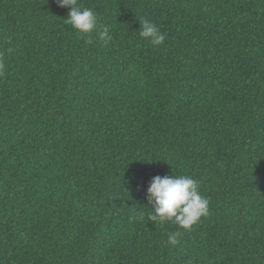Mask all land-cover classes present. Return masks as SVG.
Wrapping results in <instances>:
<instances>
[{
	"label": "trees",
	"instance_id": "trees-1",
	"mask_svg": "<svg viewBox=\"0 0 264 264\" xmlns=\"http://www.w3.org/2000/svg\"><path fill=\"white\" fill-rule=\"evenodd\" d=\"M78 6L107 46L56 0H0V264H264V0ZM174 174L209 215L172 247L147 189Z\"/></svg>",
	"mask_w": 264,
	"mask_h": 264
},
{
	"label": "clouds",
	"instance_id": "clouds-1",
	"mask_svg": "<svg viewBox=\"0 0 264 264\" xmlns=\"http://www.w3.org/2000/svg\"><path fill=\"white\" fill-rule=\"evenodd\" d=\"M61 8L69 9L68 18L65 21L72 30L76 31L86 44H92L93 33H96L100 41L107 46L112 37L107 27L99 30L98 15L90 8L78 6V0H56ZM141 28L138 31L142 39L152 46H161L165 42V35L158 27L147 19L140 20ZM4 71V65L0 62V74ZM148 204L151 205V214L148 221L156 224L173 222L177 230L168 233L166 244L175 247L179 239L189 233L200 221L209 215V201L199 194L198 182L186 175H157L152 178L147 189ZM136 219L143 221L144 213L140 212Z\"/></svg>",
	"mask_w": 264,
	"mask_h": 264
}]
</instances>
